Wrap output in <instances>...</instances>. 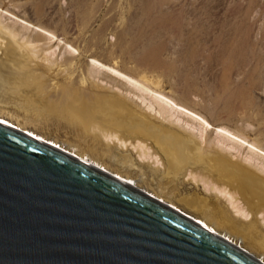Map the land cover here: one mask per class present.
<instances>
[{
    "label": "bare ground",
    "instance_id": "1",
    "mask_svg": "<svg viewBox=\"0 0 264 264\" xmlns=\"http://www.w3.org/2000/svg\"><path fill=\"white\" fill-rule=\"evenodd\" d=\"M19 3L15 5L19 7ZM24 14L0 6V121L152 194L264 262V137L256 136L259 128L251 137L213 120L211 109L202 112L190 106L188 89L178 88L176 82L170 83L169 89L160 84L162 77L176 69L164 71L158 59L135 68H127L124 61L117 63L118 57L113 63L106 62L90 52L89 40L75 47L68 38L59 37L60 27L49 28L42 19L37 23L35 17ZM127 31L117 32L123 46ZM75 49L78 56L72 54ZM87 55L90 60L83 63L81 58ZM76 66L83 67V72L78 74ZM158 68L160 73L155 71ZM9 108L34 121L65 122L76 131L79 147L65 145L12 119L16 113ZM133 151L141 160L152 159L157 165L149 162L146 169L145 162L139 161ZM95 154L108 155L124 166L125 172ZM164 180L174 182V187L177 181H188L197 189L202 186L213 199L200 196L196 201L191 197L192 201L181 193L177 198L173 190L164 187ZM142 182H156L158 187L149 188ZM178 199L191 200L202 213L182 209L176 203Z\"/></svg>",
    "mask_w": 264,
    "mask_h": 264
},
{
    "label": "water",
    "instance_id": "2",
    "mask_svg": "<svg viewBox=\"0 0 264 264\" xmlns=\"http://www.w3.org/2000/svg\"><path fill=\"white\" fill-rule=\"evenodd\" d=\"M0 264H264L178 208L0 121Z\"/></svg>",
    "mask_w": 264,
    "mask_h": 264
},
{
    "label": "rangeland",
    "instance_id": "3",
    "mask_svg": "<svg viewBox=\"0 0 264 264\" xmlns=\"http://www.w3.org/2000/svg\"><path fill=\"white\" fill-rule=\"evenodd\" d=\"M25 1L0 0V6L4 10L6 8L21 14L24 12L26 16L35 17L36 21L33 19L37 23L42 19L41 23L49 28L60 27L62 36L54 29L59 37L68 38L74 42L75 47L81 43V46L85 45L89 40L90 52L106 62L113 63L114 58L118 57L117 63L123 64L124 61L125 66L130 68L151 64L158 59L164 71L176 69L172 75L161 78L160 84L163 87L169 89L170 83L176 82L178 88H186L191 93L187 100L190 106L202 112L211 109L212 113L209 114L213 120L241 130L251 137H255L254 133L259 128L256 136L264 137V0ZM15 3H19V7ZM83 23H86L85 26ZM121 29L128 30L124 46L118 41L117 32ZM101 35L102 39H99ZM144 44L148 47H144ZM78 49L73 50L72 54L75 52L73 55L78 56ZM129 51L135 52L132 54ZM81 60L85 63L90 58L87 55ZM82 68L76 66L78 74L83 72ZM155 71L161 72L159 68ZM12 109L9 108L14 111ZM15 113L12 119L20 120L29 128L60 140L65 145H79L76 131L65 122L34 121L35 118L22 112ZM16 116L21 117L18 119ZM89 150L86 148V151L93 153ZM133 153L138 158L136 152ZM95 155L107 165L111 163L112 168L126 170L106 154ZM138 159L145 162V167L149 162L153 163L152 159ZM173 183L164 180V187L173 190L177 198L181 197L178 195L181 193L182 197H193L194 201L200 196L213 199L202 186L197 189L188 185V181H177L174 187ZM156 184L142 182V185L149 188H157ZM190 201L178 199L176 203L190 213H202L203 210Z\"/></svg>",
    "mask_w": 264,
    "mask_h": 264
}]
</instances>
